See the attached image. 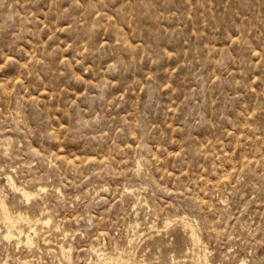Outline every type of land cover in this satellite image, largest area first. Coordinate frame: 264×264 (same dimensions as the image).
<instances>
[{
	"label": "rangeland",
	"instance_id": "374dc122",
	"mask_svg": "<svg viewBox=\"0 0 264 264\" xmlns=\"http://www.w3.org/2000/svg\"><path fill=\"white\" fill-rule=\"evenodd\" d=\"M0 201V264H264V0H0Z\"/></svg>",
	"mask_w": 264,
	"mask_h": 264
},
{
	"label": "bare ground",
	"instance_id": "6f19581e",
	"mask_svg": "<svg viewBox=\"0 0 264 264\" xmlns=\"http://www.w3.org/2000/svg\"><path fill=\"white\" fill-rule=\"evenodd\" d=\"M7 177H8V176H7ZM9 178H11V177H9ZM7 179H8V178H7ZM8 180H9V179H8ZM21 187H22V186H21ZM40 188H41V187H40ZM18 189H19V186H18ZM16 190H17V189H16ZM21 193H22L21 195L25 196L27 199H30L29 196L32 194L30 191H28V190L25 189V188L21 191ZM34 194H35V193H34ZM23 198H24V197H23ZM0 202H1V201H0ZM4 202H5V201H4ZM1 203H2V202H1ZM6 203H7V202H6ZM6 203H5V204H6ZM0 205H1V204H0ZM2 205H3V204H2ZM8 209H9V208H8ZM7 211H8V210H7ZM10 211H11V210H10ZM3 212H4V211H3ZM8 212H9V211H8ZM20 212H21V211H20ZM16 213L19 214V212H16ZM12 214H13V212H12ZM12 214H11V215H12ZM2 215H3V214H2ZM13 215L15 216V214H13ZM16 215H17V214H16ZM23 215H24V214H23ZM27 216H28V215H27ZM6 217H7V216H6ZM16 217H17V216H16ZM29 217H30V216H29ZM29 217H28V219H30ZM17 218H18V217H17ZM2 219H3V218H2ZM5 219H6V218H5ZM23 219H24V218H23ZM184 219H185V218H184ZM3 220H4V219H3ZM6 220H8V219H6ZM27 221H28V220H27ZM36 221H37V220H36ZM32 222H33V221H32ZM44 222H45V223H48V222H49V219H45ZM44 222H43V223H44ZM28 224H29V223H28ZM6 227H7V225H6ZM8 227H9V226H8ZM14 227H15V226H14ZM32 227H33V226H32ZM34 227H35V226H34ZM16 228H17V227H16ZM16 228H15V229H16ZM8 229H9V228H8ZM35 229L37 230V228H33V231H35ZM29 230H30V229H29ZM12 231H13V230H12ZM19 231H20V230H19ZM191 232H192V231H191ZM191 232H190V233H191ZM17 233H18V231H17ZM28 233H30V232H28ZM4 235H6V236L8 237V236H11L12 234H11L10 231H8V232H7L6 234H4ZM30 236H31V234H29V237H30ZM27 237H28V236H27ZM198 237H199V236H198ZM29 240H30V238H29ZM129 240H130V239H129ZM198 240H199V238H198ZM199 241H200V240H199ZM193 243H194V242H193ZM193 243H192V244H193ZM198 243H199V242H198ZM63 248H64V247H63ZM63 248H62V249H63ZM123 250H124V249H123ZM63 251H64V249H63ZM63 251H62V252H63ZM69 251H70V250H69ZM100 251H101V250H100ZM104 252H105V251H104ZM104 252H103V253H104ZM204 252H206V251H204ZM65 253H66V251H65ZM65 253H64V254H65ZM120 253H121V252H120ZM124 253H125V252H124ZM104 254H105V253H104ZM197 254H198V253H197ZM67 255H68V254H67ZM119 256H120V255H119ZM119 256H118V257H119ZM122 256H123V255H122ZM198 256H199V255H198ZM205 256H206V254H205ZM102 257H103V256H102ZM108 257H109V256H108ZM108 257H107V258H108ZM111 257L113 258L114 256L111 255ZM206 257H207V256H206ZM97 258H98V261H99V257H97ZM107 258H106V259H107ZM114 258H115V257H114ZM116 258H117V257H116ZM100 259H101V258H100ZM104 259H105V257H104ZM108 259H109V258H108ZM108 259H107V260H108ZM101 260H102V259H101ZM98 261H97V262H98ZM122 261H123V260H122ZM127 262H129V261H127ZM95 263H96V262H95ZM207 264H208V263H207ZM209 264H210V263H209Z\"/></svg>",
	"mask_w": 264,
	"mask_h": 264
}]
</instances>
